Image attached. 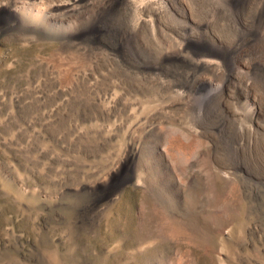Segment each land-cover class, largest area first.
<instances>
[{"label": "rangeland", "instance_id": "obj_1", "mask_svg": "<svg viewBox=\"0 0 264 264\" xmlns=\"http://www.w3.org/2000/svg\"><path fill=\"white\" fill-rule=\"evenodd\" d=\"M37 13L0 0V264H264V179L244 167L223 179L214 143L189 133L174 181L147 142L153 126L159 137L186 128L185 104L155 108L170 97L151 79L158 57L125 78L109 46L72 53L88 45L78 19L48 25ZM107 90L116 105H98ZM144 166L147 187L136 184Z\"/></svg>", "mask_w": 264, "mask_h": 264}, {"label": "bare ground", "instance_id": "obj_2", "mask_svg": "<svg viewBox=\"0 0 264 264\" xmlns=\"http://www.w3.org/2000/svg\"><path fill=\"white\" fill-rule=\"evenodd\" d=\"M9 1L16 9L34 6L38 12L34 18L48 25L50 20L78 19L86 33L81 39L88 45L72 53L81 54L82 50L89 54L109 46L106 49L116 53L115 61L119 70L125 69V78L134 80L133 69L140 64L148 69L147 60L153 54L158 57L156 67L150 68L151 79L160 80L157 88L168 90L170 97L155 108L172 109L178 103L187 108L182 119L186 128L179 132L168 128L166 137L158 136L162 132L157 125L144 133L150 136L147 142L157 146L169 162L172 180L185 178L178 173L187 162L181 144L191 137L189 133L214 143L223 179L233 178L241 167L264 179V0H66L49 3L47 9L39 4L44 0ZM8 24L16 26L18 21L11 16ZM16 31L27 33L32 27L23 22ZM169 32L170 47L151 51L161 49L163 40L170 41ZM64 40L73 47L78 41ZM119 100L118 93L109 96L107 90L98 105H116ZM246 114L256 120L254 125L245 120ZM138 146L129 145L133 158ZM147 172L144 166L137 173V185L151 186L144 174ZM113 178L110 176L108 182ZM107 200L108 205L112 200Z\"/></svg>", "mask_w": 264, "mask_h": 264}]
</instances>
